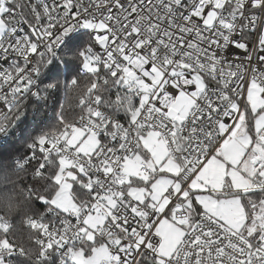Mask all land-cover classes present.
I'll use <instances>...</instances> for the list:
<instances>
[{
  "label": "snow or ice",
  "instance_id": "snow-or-ice-1",
  "mask_svg": "<svg viewBox=\"0 0 264 264\" xmlns=\"http://www.w3.org/2000/svg\"><path fill=\"white\" fill-rule=\"evenodd\" d=\"M0 109L39 185L0 264H264V0H0Z\"/></svg>",
  "mask_w": 264,
  "mask_h": 264
},
{
  "label": "trees",
  "instance_id": "trees-1",
  "mask_svg": "<svg viewBox=\"0 0 264 264\" xmlns=\"http://www.w3.org/2000/svg\"><path fill=\"white\" fill-rule=\"evenodd\" d=\"M87 39L86 36H82L80 41L74 42V44L83 46ZM60 68L63 69L58 77L60 80H70L75 74L71 65L66 68L64 64H61ZM64 92L65 97L63 99L62 88L59 90L55 111L56 113L60 112V105H63L66 117L72 119L76 116V112L74 116H71L68 108L74 105L77 94L74 90L68 91L65 89ZM51 116L53 119L49 123L54 125L56 123L55 114L51 112ZM16 131L21 133L19 137L13 132L9 135L6 145L0 146V155H7L8 157L0 160V217L13 225L8 237L10 242L27 244L29 233L35 231L30 229L26 223V219L33 214L32 209L34 206L31 199H29L28 190L24 187V183L26 182L28 187L35 186L39 188V185L35 183V177L32 174V168L36 166L31 165L27 172L26 170L20 171L15 167V161L28 154L26 141L32 135V126L26 121Z\"/></svg>",
  "mask_w": 264,
  "mask_h": 264
},
{
  "label": "built area",
  "instance_id": "built-area-1",
  "mask_svg": "<svg viewBox=\"0 0 264 264\" xmlns=\"http://www.w3.org/2000/svg\"><path fill=\"white\" fill-rule=\"evenodd\" d=\"M21 2L22 3H27V0H21ZM25 11H27V9H25ZM82 36H86L88 38L87 30L77 29L76 31H74L73 33H70L69 36L65 38V42L66 43H73V44H74V42L77 43V41H80V39L82 38ZM61 47L63 48V45ZM62 80H64V79H62ZM90 81H91V78L90 77H85L83 75H81L79 77L78 86L75 89H73V90H75V93L77 94L75 103H74V105L72 107H69L68 108L69 111H70V113H71V116H74L75 115V112H76V116H78L80 114V107H78V105H79V97L81 95H83V94L86 93L87 87L90 86ZM62 91H63V89H62ZM58 95H59V91L56 94V100H57V96ZM51 103H52V101L50 100L49 101V104H51ZM73 110H74V113H73ZM0 111H4V110L3 109H0ZM30 119H31V117H30ZM52 119L53 118L51 116V111L49 110L48 122L50 120H52ZM8 137H9V135L0 134V146L6 145V142H7ZM30 155H31V153L28 150V154L27 155L23 156L21 159H17L15 161V167H16V169H18L20 171H24V169L22 168V164L20 162H22V160L24 158H27ZM31 165L37 166L36 161H32Z\"/></svg>",
  "mask_w": 264,
  "mask_h": 264
},
{
  "label": "rangeland",
  "instance_id": "rangeland-1",
  "mask_svg": "<svg viewBox=\"0 0 264 264\" xmlns=\"http://www.w3.org/2000/svg\"><path fill=\"white\" fill-rule=\"evenodd\" d=\"M61 88L64 89V90H63V93H62V94H63V99H64V97H65V92H64V91H65V88H63V87H61ZM74 91H75V90H74Z\"/></svg>",
  "mask_w": 264,
  "mask_h": 264
},
{
  "label": "clouds",
  "instance_id": "clouds-1",
  "mask_svg": "<svg viewBox=\"0 0 264 264\" xmlns=\"http://www.w3.org/2000/svg\"><path fill=\"white\" fill-rule=\"evenodd\" d=\"M34 206V205H33Z\"/></svg>",
  "mask_w": 264,
  "mask_h": 264
}]
</instances>
